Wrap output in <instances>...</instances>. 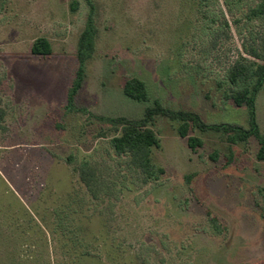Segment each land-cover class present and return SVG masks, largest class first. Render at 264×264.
<instances>
[{
  "label": "rangeland",
  "instance_id": "1",
  "mask_svg": "<svg viewBox=\"0 0 264 264\" xmlns=\"http://www.w3.org/2000/svg\"><path fill=\"white\" fill-rule=\"evenodd\" d=\"M258 1L0 0V232L10 239L0 264H264V162L255 138L231 144L197 130L204 146L194 153L176 122L157 117L161 147L152 159L165 173L142 186L98 119H140L158 100L208 124L247 128L249 109L223 90L228 67L264 33V19L246 18ZM89 17L96 47L69 106ZM39 37L51 42V56L32 54ZM132 77L146 83L148 102L124 94ZM256 114L264 133V91ZM86 156L112 195L94 200L73 172ZM208 211L227 227L222 235ZM24 242L36 246L27 259Z\"/></svg>",
  "mask_w": 264,
  "mask_h": 264
},
{
  "label": "trees",
  "instance_id": "2",
  "mask_svg": "<svg viewBox=\"0 0 264 264\" xmlns=\"http://www.w3.org/2000/svg\"><path fill=\"white\" fill-rule=\"evenodd\" d=\"M229 5L235 6L238 0H226ZM235 3V4H234ZM248 21L264 19V0H259L254 7L248 9L246 14ZM228 24V22H226ZM251 36L248 46H245V53L240 54L227 69L225 84L228 89H224L226 99L230 100L237 107L246 106L249 109V126L244 128L235 124H208L201 115L194 111L174 110L162 105L155 100L152 106L145 109L144 115L140 119H129L126 117H104L98 119L108 124L113 135L110 138V146L116 157L125 158V163L140 185H146L152 180H157L165 171L153 163L152 154L155 148L161 147V140L154 130L157 117H166L176 122L179 136L187 140L188 147L196 153L204 146V141L195 135V131L206 133L213 131L227 135L231 144L248 142L255 138L259 144L257 159L264 162V133L262 132L256 114V102L260 92L264 91V33H257L256 37ZM97 29L91 17L87 20L78 44V56L81 66L76 73L75 80L68 93V105L73 106L79 90L83 86L85 79V62L90 59L95 51ZM31 52L35 56L47 57L53 54L51 42L45 37L37 38ZM123 91L129 98L138 102H148L150 93L146 83L137 77L129 78L123 85ZM81 112L86 113L83 109ZM107 135L102 132L101 136ZM91 156H86L79 165L73 166V172L79 176L80 181L86 187L88 193L94 200H100L103 196L112 195V187L109 180L105 178L103 170L92 163ZM72 163L73 159H68ZM192 176L187 180L191 181ZM211 227L215 234L222 235L227 227L208 211ZM32 225L40 226L34 222ZM35 223V224H34ZM43 232V230H40ZM8 236L0 232V247L5 245ZM30 244V245H29ZM35 249V244L24 242L21 245L20 254L27 259L30 249ZM25 256V257H23ZM30 257V256H29Z\"/></svg>",
  "mask_w": 264,
  "mask_h": 264
}]
</instances>
